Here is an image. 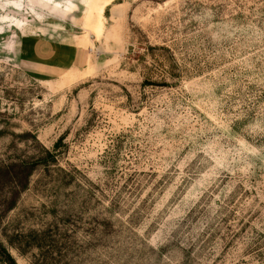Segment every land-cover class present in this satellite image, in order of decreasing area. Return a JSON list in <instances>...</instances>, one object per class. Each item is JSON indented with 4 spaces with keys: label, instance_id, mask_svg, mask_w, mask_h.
<instances>
[{
    "label": "rangeland",
    "instance_id": "374dc122",
    "mask_svg": "<svg viewBox=\"0 0 264 264\" xmlns=\"http://www.w3.org/2000/svg\"><path fill=\"white\" fill-rule=\"evenodd\" d=\"M114 1L0 0V264H264V0Z\"/></svg>",
    "mask_w": 264,
    "mask_h": 264
},
{
    "label": "trees",
    "instance_id": "16d2710c",
    "mask_svg": "<svg viewBox=\"0 0 264 264\" xmlns=\"http://www.w3.org/2000/svg\"><path fill=\"white\" fill-rule=\"evenodd\" d=\"M121 0H115L112 4H109L106 8V14L110 13V9L112 8L113 4L116 3H120ZM29 136H32L35 138V140H37V136L33 135L30 132H24L23 134H21V137L23 139H28ZM62 141V140H61ZM61 141H59L56 144V148L61 144ZM46 151V155L42 158V157H33L30 161H25L23 160L20 163L14 164L12 166V170H8L7 174H11L12 172L15 173V175L11 176V179L13 177H19L22 178L21 180V184L20 182H16V185H20V187H22V190H25L28 187V184L30 182V177L32 176L33 172L41 165H47L48 161H46V158H49L51 161H56V155L53 152H51L50 150H45ZM8 168V166H4V169ZM6 175V174H5ZM15 180V178L13 179ZM14 201L12 202L10 208L14 205ZM11 259V264H16V262L14 261L13 258Z\"/></svg>",
    "mask_w": 264,
    "mask_h": 264
},
{
    "label": "bare ground",
    "instance_id": "6f19581e",
    "mask_svg": "<svg viewBox=\"0 0 264 264\" xmlns=\"http://www.w3.org/2000/svg\"><path fill=\"white\" fill-rule=\"evenodd\" d=\"M101 9V8H100ZM100 9H99V11H100Z\"/></svg>",
    "mask_w": 264,
    "mask_h": 264
}]
</instances>
